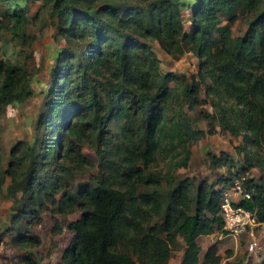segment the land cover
<instances>
[{"label":"trees","instance_id":"trees-1","mask_svg":"<svg viewBox=\"0 0 264 264\" xmlns=\"http://www.w3.org/2000/svg\"><path fill=\"white\" fill-rule=\"evenodd\" d=\"M28 1L41 3L66 46L57 53L50 98L38 118L44 133L26 149L17 143L5 170L26 196L17 216L27 218L45 202L63 215L80 210L68 225L74 235L66 264H168L179 236L181 264H201L197 239L222 226V189L235 176L203 180L192 192L189 178L175 182L146 168L158 151L183 155L180 166H188L198 132L183 105L194 110L207 99L212 112L201 116L242 138L238 172H264V0H0L7 4L0 32L23 35ZM240 4L252 18L246 34L232 37L221 16L232 23ZM151 41L170 55L192 52L200 60L197 74L188 80L162 73ZM31 94L21 68L0 60V114ZM93 141L99 178L70 190L69 175L85 165L82 147ZM245 185L252 198L243 205L264 223V174L259 182L246 177ZM15 241L33 243L21 235ZM221 259L212 244L202 264Z\"/></svg>","mask_w":264,"mask_h":264},{"label":"rangeland","instance_id":"rangeland-1","mask_svg":"<svg viewBox=\"0 0 264 264\" xmlns=\"http://www.w3.org/2000/svg\"><path fill=\"white\" fill-rule=\"evenodd\" d=\"M28 4L29 21L23 35L16 34L9 28L0 32V60H4L8 66H19L22 81H28L32 88V94L28 98L20 103L8 104L0 114V175L3 176L0 187V264H66L63 255L74 235L68 225L80 218L82 212L76 210L63 215L45 202L33 215L19 218L17 214L26 196L23 197L21 186L18 183L13 184L11 177L5 173L13 159L11 151L14 146L21 142L23 149H26L44 133L42 128H38V118L46 111V103L50 98L48 89L53 68L57 65V53L66 46L65 40L57 36L52 19L41 3L28 1ZM5 6L7 4H0V9ZM190 16V8L184 9V20H189ZM234 16V21L229 23L228 16L222 15L220 25L229 24L232 37L243 36L248 31L252 16L241 4L236 7ZM150 44L160 60L162 73L185 75L188 80L197 74L200 60L192 52L170 55L157 41H151ZM201 96L206 99L203 91ZM183 108L192 127L198 132V137L190 148L188 166H180L183 155L173 156L158 151L146 171L163 175L169 173L175 182L189 178L192 192L203 180L216 183L228 175L241 176L242 172H238V169L243 159L236 146L243 142L242 138H233L217 122L201 116L202 112H212L209 100L206 99L194 110H188L185 105ZM82 153L85 165L69 175L66 184L70 190H76L99 178V157L95 151V142L85 143ZM263 174V169L253 168L244 176L248 179L255 178L259 182ZM161 183V189L166 191L167 183L165 180ZM219 187L222 185L217 184L216 188ZM255 232L257 239L264 245V226H257ZM19 235L33 239V243H18L15 238ZM177 239L178 247L172 252L168 264L182 262L185 242L181 236ZM197 242L201 247V264L205 251L212 244L217 245L218 253L222 256L219 264L229 261L256 264L259 257H263V251L254 254L247 250L246 235L234 239L223 236L217 229L210 235L200 236Z\"/></svg>","mask_w":264,"mask_h":264},{"label":"built area","instance_id":"built-area-1","mask_svg":"<svg viewBox=\"0 0 264 264\" xmlns=\"http://www.w3.org/2000/svg\"><path fill=\"white\" fill-rule=\"evenodd\" d=\"M245 180L243 175L235 176L223 186L219 202L222 226L218 230L223 236L234 239L246 235L247 250L258 254L264 251V245L257 239L255 228L264 226V223L257 219L255 209L250 210L243 205L244 201L252 198V190L246 187Z\"/></svg>","mask_w":264,"mask_h":264},{"label":"crops","instance_id":"crops-1","mask_svg":"<svg viewBox=\"0 0 264 264\" xmlns=\"http://www.w3.org/2000/svg\"><path fill=\"white\" fill-rule=\"evenodd\" d=\"M262 255H263V257H259V259L257 260L258 261L257 263H259L260 261H262V259L264 258V251H263Z\"/></svg>","mask_w":264,"mask_h":264}]
</instances>
